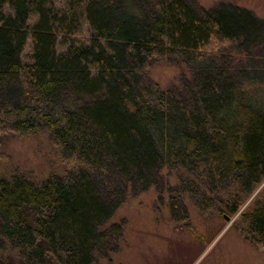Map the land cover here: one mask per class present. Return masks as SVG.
Returning <instances> with one entry per match:
<instances>
[{
    "label": "trees",
    "instance_id": "trees-1",
    "mask_svg": "<svg viewBox=\"0 0 264 264\" xmlns=\"http://www.w3.org/2000/svg\"><path fill=\"white\" fill-rule=\"evenodd\" d=\"M167 59L182 71L161 88L146 70ZM39 133L64 171L0 176V264L108 258L114 212L165 168L173 220L186 201L236 214L264 181V18L229 1L0 0V144ZM240 220L264 247V186Z\"/></svg>",
    "mask_w": 264,
    "mask_h": 264
},
{
    "label": "rangeland",
    "instance_id": "rangeland-1",
    "mask_svg": "<svg viewBox=\"0 0 264 264\" xmlns=\"http://www.w3.org/2000/svg\"><path fill=\"white\" fill-rule=\"evenodd\" d=\"M195 1L204 8L229 1L264 18V0ZM177 63L168 59L154 62L146 73L161 88L171 87L178 84L182 71ZM64 167L56 146L44 133L10 135L0 144V176L19 173L41 182L51 174L63 173ZM177 176L176 171L162 169L161 188L128 194L108 222L123 223L122 238L116 251L108 258L98 257L96 264H264V247L246 237L245 223L240 220L241 212L249 207L264 181L236 214L216 207L201 210L186 201L188 217L181 215L175 221L167 191L176 186Z\"/></svg>",
    "mask_w": 264,
    "mask_h": 264
},
{
    "label": "water",
    "instance_id": "water-1",
    "mask_svg": "<svg viewBox=\"0 0 264 264\" xmlns=\"http://www.w3.org/2000/svg\"><path fill=\"white\" fill-rule=\"evenodd\" d=\"M260 188V187H259ZM257 190H259V189H257ZM258 192V191H257ZM227 218V217H226Z\"/></svg>",
    "mask_w": 264,
    "mask_h": 264
}]
</instances>
